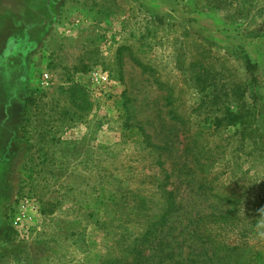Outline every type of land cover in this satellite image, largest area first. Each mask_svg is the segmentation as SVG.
I'll list each match as a JSON object with an SVG mask.
<instances>
[{"label":"rangeland","instance_id":"1","mask_svg":"<svg viewBox=\"0 0 264 264\" xmlns=\"http://www.w3.org/2000/svg\"><path fill=\"white\" fill-rule=\"evenodd\" d=\"M44 70L48 87L40 84ZM95 71L107 81H95ZM72 82L86 89L75 93L85 116L69 102ZM234 85L239 101L226 96ZM215 92L221 105L244 107L249 138L236 126L214 127L216 107L207 104ZM170 108L183 125L165 132ZM137 124L158 144L170 135V171L188 167L170 179L178 210L169 235L178 236L169 249L185 255L184 225L237 197L238 223L219 231L218 243L243 246L241 263L264 264V0H0V154L10 157L0 166V264H19L24 244L29 264L103 257L119 231H139V215L123 202L137 198L133 190L149 213L160 211L161 166ZM22 162L40 170L31 182L20 181ZM12 206L25 212L26 241L9 220Z\"/></svg>","mask_w":264,"mask_h":264},{"label":"trees","instance_id":"2","mask_svg":"<svg viewBox=\"0 0 264 264\" xmlns=\"http://www.w3.org/2000/svg\"><path fill=\"white\" fill-rule=\"evenodd\" d=\"M13 45H15V41L11 40L9 47ZM254 67V64L247 62V69L250 72H253L252 69ZM27 77L28 75L24 76L22 78L23 81H26ZM240 86L241 85H234V87H231V92H228L226 94L227 98L233 96L234 98H236V101H239L243 97V91L241 90ZM67 91L69 92V102L72 104L75 103L77 105L76 108L83 112V116L87 115L88 111H83L86 109H83L81 105L77 103L75 97V93H86V89L72 82V84L68 86ZM212 95L213 97L212 99H210L207 105L216 107L214 111V117L212 119L214 127L227 128L229 126H236L238 130L240 129V131H242V136L248 134L247 137L249 138L250 134L249 132H246V129L244 128L246 124V117L243 110L244 107L236 106L237 109L234 110L229 104L221 105V102L218 98V94L216 92L215 95ZM167 98L170 99V96H167ZM206 101H208V99ZM27 105L28 103L26 104L25 100L22 114H25ZM166 113L169 116V122H162L161 128L164 129L165 132H168L169 130L167 125L177 123L179 121V117L176 113H174L173 109L171 108ZM26 115L27 113L25 114V116H23L24 121L21 124V128L22 130H24V132L26 131V127H24L26 125ZM127 115V119H129L130 113L128 112ZM179 122L181 125H183V121ZM126 126L131 127L135 126V124L132 125L128 123V125ZM137 129L142 130L141 135L143 136V142L145 143V145L149 147L152 151L157 153V158L155 162L161 166V178L157 179L156 182V190L161 200V209L158 213H149V209H147L144 197H142L140 193H136V191L134 190L131 191L130 194L132 193L137 198H132L131 202L129 203L126 201L123 202L125 204L124 206L126 208H129V211L134 212L135 216L139 215V228L137 229L139 231H129L127 230V228H124L123 231H119L120 233L118 234V237L111 244L107 253L103 257L99 256L97 260L93 261L90 264H244L241 263V258L245 255L243 246L228 245L227 243H218L217 240V237L219 236V231H221L225 227L233 228V226H236V224L238 223V218L240 216V201L237 197L225 198V203H223V207L213 209L209 213L198 212L192 219L190 227H186L188 226L186 224L184 225V233L182 235L183 237L180 236V238L181 242L184 241L182 243L183 246H186L188 248V251L185 255L181 256L182 252L177 255L173 252V249H169L172 238L178 236V234L175 236L169 235L170 231L168 225L170 223L172 215H174V213L178 210V203L176 202L175 191L177 185L176 183L174 184V180L172 181L170 179L174 176L175 173L177 176L181 175L182 178H184L183 175L187 174L185 172L184 166L185 168L188 167L184 165L183 170L176 169L175 171H170L168 167L165 166V152L169 148V142H171L172 144V141H169V134H166L164 132L163 135H165L166 138L164 141H161V144H158L153 141V138L150 134L143 130V127L140 124H137ZM44 135V133L41 134V140L45 138ZM30 138L31 135L28 132L23 133V136H21V143L23 146L22 149L25 152L31 150L32 145L28 144ZM193 141L195 142V140ZM193 141L191 140L190 142L195 147ZM9 142L11 143V140ZM190 142L185 144L184 151L188 152V150H190ZM70 145L72 147V144ZM160 153L161 159L159 157ZM198 158H194L195 162L198 161ZM9 159L10 157L5 158L2 154H0V166L4 165L5 163H8ZM17 171L20 175L21 182H31L33 179H35L37 172H39L40 170H38L34 164L32 165L26 162H22ZM184 180V182H186L187 184H190L193 181L191 177H189V179ZM206 180L207 179L200 181V187L206 188ZM179 184L181 185L182 181ZM224 204L227 207H224ZM121 212L122 211L119 209H117L116 211L117 215H120L123 221L127 220L129 215H125V213L123 214ZM259 215L264 217V208L262 209ZM159 233L161 234V236L158 235ZM4 236L9 237V235H7V232L4 234ZM8 237L4 238L2 242L5 243ZM185 242L188 245H185ZM177 244L179 248L181 243ZM153 246L156 248V250H153V252H157V256L153 254L150 255V253H146V251L150 252L149 249ZM25 250L26 254L22 255ZM21 255L24 257H22ZM18 256L20 257L18 258L19 264H29V261H32L34 258L29 255L28 247H26V244H24V246L20 248Z\"/></svg>","mask_w":264,"mask_h":264},{"label":"built area","instance_id":"3","mask_svg":"<svg viewBox=\"0 0 264 264\" xmlns=\"http://www.w3.org/2000/svg\"><path fill=\"white\" fill-rule=\"evenodd\" d=\"M93 78L98 83L101 82V81L105 82V81H107V74L103 73L101 71H99V72L95 71L93 73ZM50 79H51V75L49 74L48 71L44 70L41 73V75H40L41 85L43 87H48L49 84H50ZM30 200H32V199H29L28 197H23L20 203H22L24 205H29L30 204ZM13 209H14V207L12 208V210ZM25 217H26L25 212L23 210H19L17 208V209H14L12 211V214L10 215L9 220L12 223V225L14 226V228L18 229L19 237L22 240L26 241L29 237H31L30 232L27 229H19L22 226V223H23V220H24Z\"/></svg>","mask_w":264,"mask_h":264},{"label":"crops","instance_id":"4","mask_svg":"<svg viewBox=\"0 0 264 264\" xmlns=\"http://www.w3.org/2000/svg\"><path fill=\"white\" fill-rule=\"evenodd\" d=\"M77 20V19H76ZM61 34V33H60ZM40 84H41V82H40Z\"/></svg>","mask_w":264,"mask_h":264}]
</instances>
